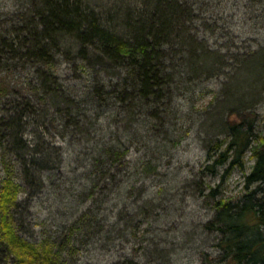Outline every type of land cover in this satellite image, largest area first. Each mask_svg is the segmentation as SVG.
<instances>
[{"label":"trees","instance_id":"16d2710c","mask_svg":"<svg viewBox=\"0 0 264 264\" xmlns=\"http://www.w3.org/2000/svg\"><path fill=\"white\" fill-rule=\"evenodd\" d=\"M12 2V9L0 12V166L5 172L0 264H66L67 234L37 243L25 238L29 199L41 192L44 173L58 170L62 162L60 148L50 147L55 162L50 165L44 145L31 144L25 135L29 124L48 115L58 116L64 129L82 133L84 103L73 92L84 78L95 107L125 113L127 125L142 116L156 132L164 123L160 105L165 109L181 84L219 81V107L245 115L223 126L226 138L207 147L200 178L217 176L222 168L223 182L233 169H244L248 152L253 165L244 178L245 192L237 198H217L218 187L185 184L212 199L213 217L203 227L216 234L218 256L204 254L202 264H264V142L254 144L251 117L264 93V45H243L256 42L248 33L264 30V0ZM237 32L246 38L237 42ZM243 76L250 81L242 82ZM156 132L154 143L146 146L149 154L145 151L134 163L131 144L117 136L116 141L98 138L91 151L89 188L82 196L101 216L86 208L68 225V235L92 218L93 236L112 240L114 222L107 210L113 201L116 207L133 198L136 210L156 208L153 197H141L144 180L158 174L160 166ZM17 165L29 190L26 201L19 199L24 189L14 180ZM140 263L126 256L111 264Z\"/></svg>","mask_w":264,"mask_h":264},{"label":"rangeland","instance_id":"374dc122","mask_svg":"<svg viewBox=\"0 0 264 264\" xmlns=\"http://www.w3.org/2000/svg\"><path fill=\"white\" fill-rule=\"evenodd\" d=\"M12 6V0H0V12L10 10ZM237 34L241 36L235 39L237 42L246 38L241 32ZM247 36L255 38L256 42H246L244 46L264 45V30ZM84 79L77 83L73 92L77 100L84 103L80 108L82 133L64 129L62 120L52 115L41 117L39 123L33 121L34 124L28 126L25 138L35 146L44 145L51 159L50 165L55 163L51 146L60 148L62 162L58 170L44 173L41 192L29 199L28 217L24 222L25 238L37 243L44 237L67 234L70 248L65 251L66 264H111L126 256L139 259L140 264H202L204 254L211 259L217 258L216 234L203 227L213 217L212 199L205 197L207 191L199 193L194 186L185 187V184L194 181L204 188L218 187L217 198L233 199L245 192L244 178L253 165L250 152L244 156V169H233L223 182L220 180L222 168L217 176L206 174L200 178L207 147L216 139H225L227 132L223 126L239 122L245 113L231 114L229 109L219 107V81L215 78L193 85L181 84L166 108L160 105V118L164 123L156 132L155 128L151 130L153 124L149 126L142 116L127 125L125 113L95 107L88 98L91 91L89 93ZM250 79V76L245 79L243 76L241 80L248 82ZM246 91L244 89L241 94ZM251 112L254 120L252 140L254 144L262 143L264 93ZM153 132H156L160 145L157 154L160 166L158 174L144 180L146 190L141 197H153L156 208L136 210L133 198L126 204L120 201L116 207L113 201L107 210L111 211L110 218L114 222L112 240L99 241V237L93 236L96 225L92 218L91 222H83L68 235V225L76 221L86 208L91 207L98 218L101 216L97 206L91 201L84 202L82 196L89 188L91 151L98 138L116 141L117 136L122 143L131 144L134 163L137 158H143L146 146L154 143ZM137 149L139 152L136 153ZM16 168L14 180L24 189L19 199L26 201L29 190L20 178L18 165ZM4 178L5 172L0 166V185Z\"/></svg>","mask_w":264,"mask_h":264}]
</instances>
